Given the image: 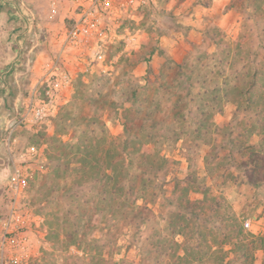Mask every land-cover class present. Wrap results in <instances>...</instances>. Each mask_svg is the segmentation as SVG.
I'll use <instances>...</instances> for the list:
<instances>
[{
	"label": "rangeland",
	"instance_id": "obj_1",
	"mask_svg": "<svg viewBox=\"0 0 264 264\" xmlns=\"http://www.w3.org/2000/svg\"><path fill=\"white\" fill-rule=\"evenodd\" d=\"M54 1V16L50 14L51 0H37L39 8L21 6L23 12L17 14L18 20L11 18L6 25L7 32L15 30L22 36V50L15 45L12 51H59L61 69L67 76L64 90L49 104L39 125L16 127L1 138L2 145L10 138L13 148L32 146L40 156L31 165L23 199L29 216L22 233L29 244L19 264H173L170 251L174 247L168 240L182 246L184 242L183 236H173L168 223L172 192L189 189L195 191L190 194L196 201L204 199L205 191L208 200L213 198L219 204L217 208L205 202L199 222L206 230L223 232L216 228L223 225L220 219L225 214L236 217L246 236L264 237V179L248 181L252 161L235 169L246 175L241 179L243 183L221 180L217 171L206 168L204 161L206 154L217 157L224 153L226 158L233 154L241 165L247 157H239V145L258 144L259 136L251 135L254 130L244 134L245 127L251 124V114L243 110L236 113L231 97L222 98L216 106L209 92L233 85L241 88L248 81L241 68L247 65L253 69L264 62V0H115L102 21L104 36L79 47H64L62 38L60 41L76 8L71 6L72 16L68 18L64 15L66 0ZM198 57L201 60L196 63ZM178 64L186 65L181 78H175L174 65ZM193 67L200 70L199 84L193 81ZM188 85L192 86L190 99L198 91L199 99L209 102L213 110L209 120L215 126L206 136L196 137L193 130L199 117L193 104L188 108L190 114L183 113L187 119L183 126L190 129L178 125L175 128L180 132L174 134L172 128L158 124L146 147L150 149L147 154L155 151L167 162L159 173L145 168L146 187L142 198H137V205L143 206V222L138 224L136 219L120 227L119 220L110 218V213L99 206L102 195L94 175L89 180L80 178L78 158L85 146L90 145L98 154L110 140H130L127 125L138 118L146 120L148 115L159 120L168 114L167 108L178 95L186 96ZM161 89L168 94L162 95ZM152 100H160L161 106L151 105ZM237 140L239 145L234 147L232 142ZM121 141L119 149L126 144ZM132 158L128 151L124 163L130 164ZM231 165L227 160L222 167L233 172ZM245 222H249L248 227H244ZM177 229L174 227L176 232ZM155 234L162 238L161 254L153 252ZM207 239L210 243V234ZM195 243V238L187 239L188 247ZM176 249V253L180 252V247ZM208 257L194 263L192 254L188 264H214ZM254 257V264H261L264 252L258 249ZM234 264H240V260Z\"/></svg>",
	"mask_w": 264,
	"mask_h": 264
},
{
	"label": "trees",
	"instance_id": "obj_2",
	"mask_svg": "<svg viewBox=\"0 0 264 264\" xmlns=\"http://www.w3.org/2000/svg\"><path fill=\"white\" fill-rule=\"evenodd\" d=\"M200 60L201 59L198 57L195 62L199 63ZM174 66L176 67L175 78L185 76L183 70L186 65L178 64ZM249 67L246 65L244 69L241 68L243 72L245 70L244 75L248 77V81L241 88L237 85H233L231 87L219 89V92L217 91L218 93L215 89H212L211 92L207 90L211 96V101L214 103L216 102V106L220 104L222 98L231 97L233 99V104L237 106L236 113L242 110L247 112V114L250 113L251 117L249 118L251 124L245 127L244 134L247 136L254 130V134L251 135L259 136L258 144H256L257 146L249 143L246 144L245 142L239 145V140L235 143L232 142L234 147L237 145L240 147V151H238L239 157H247V162L245 161L241 165H238L237 159L233 154L227 158L224 153L222 155H217V157L210 156V154L205 155L204 161L206 168L217 171V177L221 178L223 181L233 180L236 182L244 178V176L246 177V175L242 176L236 173L237 170L235 169H239L242 166L246 167L248 160L252 161V165H249L250 169L247 171L249 172V177H247L249 178L248 181L250 179L252 180V178L264 179V62L259 63L256 68L251 69V66ZM200 77L199 68L193 67V81H195V84H199L198 80ZM195 84L193 83V87ZM191 87V85H188V93L184 96L186 98L178 95L167 108L168 114L165 113L159 117V120L151 118V115H148L146 120L138 118L133 123L127 125L125 130H127V135L130 137V140L124 138V141H121V137L110 140L106 142L108 147L98 154L92 150L90 145L85 146L83 154L78 158L80 162L79 171L82 174L80 178L82 180L83 178L84 180H89V178L94 175V179L100 183L102 195L99 200V206L102 210H106L110 213V218L114 217L117 221L119 220L118 223L120 227L123 226V223L127 222V224H131L136 219L139 220L138 224L143 222L144 219L143 217L141 218L143 206L137 205V198H142L144 193L143 190L146 187V180L144 179L146 174L145 168L148 166L147 168H149V170L159 173L162 172L164 163L167 162L164 156L159 155L155 151L152 154H147L150 152V149L146 147L149 146L148 144L152 141L150 140L153 139L151 135L152 131L158 124L167 129L172 128L174 134H179L180 130H176L175 127L178 125L181 127V125L183 126V124L186 123L187 119L183 113L186 111V114H190L188 108L189 105L193 104V110L199 117L198 126L193 130V134L198 138L199 136L204 137L208 133L207 131L211 130L212 126H215L213 122L209 120L213 112L209 102H204V100L199 99L201 95H199L198 91L193 93L195 98L193 100L192 98L190 99ZM161 91L163 92L162 95L168 94L164 89H161ZM221 92L223 93L222 96H220ZM159 98L162 99L163 97L161 96ZM154 103L157 107L161 106L160 100H157V102L152 100L150 102L151 105ZM185 127L190 129L189 126ZM133 129L134 132L132 131ZM203 130H205L206 133H202ZM242 136L243 134L238 135L239 139ZM120 141L126 142V144L122 143V149L118 148ZM127 147L129 148L128 150L126 149ZM128 151L130 154H133V158L132 161H130L131 163L126 165L124 159H126ZM227 160L231 161V166L234 168L233 172L222 167ZM243 182L242 180L240 181V183ZM188 187L190 188V184H188ZM193 192L195 191H191L190 189L184 192H172L174 200L170 202L172 212L168 214L170 218L168 223L169 226L172 227L173 236L175 234L183 236L184 242L182 246V243L178 244L174 240H168L169 245L174 247V251H170V256L175 259L172 263L181 264L180 262H182L184 264L185 262L188 264V257L193 254L194 263L202 261V257L209 256L214 260V264H234L237 263L238 260H240V264H254L255 251L259 249L264 252V237L246 236L236 217L225 214H222L220 219L223 225L216 228V230L223 229V232H212L211 229L215 228L206 230L199 222L201 221L200 214L205 210V202L214 203L217 208L219 204L213 198L208 200V197L205 196V191L202 192V194H204V199L202 201H196V199L191 197L190 193ZM135 224L136 226L138 225L137 223ZM174 227L178 228V232L174 230ZM209 234L211 237L210 243L207 241ZM192 237L195 238L197 243H195L193 247H188L187 239L190 240ZM161 239L159 234H155L154 241L151 242L155 254H161L163 252V246H160L159 241ZM226 246L231 247L229 250L224 251L223 249ZM177 247H180V252L183 253L181 256L179 254L180 252L176 253ZM229 255H231V257L225 261V258ZM261 264H264V261H262Z\"/></svg>",
	"mask_w": 264,
	"mask_h": 264
},
{
	"label": "built area",
	"instance_id": "obj_3",
	"mask_svg": "<svg viewBox=\"0 0 264 264\" xmlns=\"http://www.w3.org/2000/svg\"><path fill=\"white\" fill-rule=\"evenodd\" d=\"M67 1L76 8V14L63 31L62 45L79 47L80 44L85 45L89 41L101 39L104 36L102 21L112 9L115 0ZM56 7V2L51 0V17L56 14ZM61 61L59 53L43 64V75L29 99L17 109L9 135L19 126L39 125L49 109V104L64 90L67 76L61 69ZM4 145L9 172L0 194V264H19L23 255H26L29 244L26 235L22 233L29 216L23 199L31 178V165L40 156L32 146L24 149L13 148L10 138H6ZM248 225L249 222L244 223V227Z\"/></svg>",
	"mask_w": 264,
	"mask_h": 264
},
{
	"label": "crops",
	"instance_id": "obj_4",
	"mask_svg": "<svg viewBox=\"0 0 264 264\" xmlns=\"http://www.w3.org/2000/svg\"><path fill=\"white\" fill-rule=\"evenodd\" d=\"M65 4L67 6V14L65 12L64 15L70 18L72 16L70 8L73 5L67 0ZM23 5L36 9L39 8L40 4L37 0H0V192L2 183L9 172L6 165V149L1 143V138L5 137V134L9 135V130L14 123L19 105L29 99L33 88L37 86L38 81L41 79L43 64L51 60L56 53H59V51H53L51 54L47 51H32L31 49L33 48L29 49V51H12V46L15 45L16 47L18 46L19 50H22V36L15 34V30L7 32V20L11 22L12 18L17 21L18 17L16 16L18 13L23 12L20 9ZM7 8L10 9L7 10ZM13 9H15L14 12L10 11ZM202 10H208V8H203ZM38 19H40L39 15ZM62 35L60 36V41ZM9 38L11 39L9 40ZM45 40L48 39L46 38ZM52 50L53 45L50 48V51ZM27 79L29 81L28 84H26Z\"/></svg>",
	"mask_w": 264,
	"mask_h": 264
}]
</instances>
